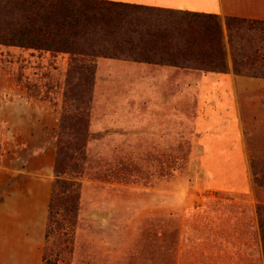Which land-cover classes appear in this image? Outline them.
I'll list each match as a JSON object with an SVG mask.
<instances>
[{
    "label": "rangeland",
    "instance_id": "rangeland-1",
    "mask_svg": "<svg viewBox=\"0 0 264 264\" xmlns=\"http://www.w3.org/2000/svg\"><path fill=\"white\" fill-rule=\"evenodd\" d=\"M248 21L254 23L249 38L264 39V21ZM223 28L226 73H234ZM2 49L0 183L13 191L16 186L5 183L15 178L13 170L52 167L40 190L51 194L55 219L47 227L43 264H264V159L251 156V195L214 191L203 164L196 120L211 107L198 105L185 75L219 73L174 67L171 89L153 86V100L145 90L136 106L135 92L118 88L119 73L101 63L131 59L75 56L74 64L89 65L92 73L86 83L74 74L64 87L61 74L47 69L48 58H17ZM153 60L145 64L173 67ZM253 72L264 73V65ZM110 78L115 83L104 85ZM161 96L173 98L160 104ZM69 144L81 145V154ZM228 157L207 158L216 185L239 184ZM57 182L72 190L57 189Z\"/></svg>",
    "mask_w": 264,
    "mask_h": 264
},
{
    "label": "trees",
    "instance_id": "trees-1",
    "mask_svg": "<svg viewBox=\"0 0 264 264\" xmlns=\"http://www.w3.org/2000/svg\"><path fill=\"white\" fill-rule=\"evenodd\" d=\"M253 24L235 17L226 18L223 24L215 14L111 0H0V48L17 58H48L47 69L53 75L61 74L58 80L64 87L73 84L74 74L79 76L76 81L86 83L92 73L91 66L74 64L75 56L124 58L138 63H150L156 57L160 63L177 68L226 74L223 25L228 31L234 74L264 79V73H252L255 66L264 65L263 37L249 38ZM236 38L241 43L238 47ZM69 146L75 155L81 154V145ZM59 151H63L60 146ZM56 188L66 189L65 193L72 190L60 182ZM259 211L264 212V207ZM53 223L54 216L49 213V229ZM261 228L264 239L262 223Z\"/></svg>",
    "mask_w": 264,
    "mask_h": 264
},
{
    "label": "crops",
    "instance_id": "crops-1",
    "mask_svg": "<svg viewBox=\"0 0 264 264\" xmlns=\"http://www.w3.org/2000/svg\"><path fill=\"white\" fill-rule=\"evenodd\" d=\"M112 1L215 14L221 20L235 17L264 21V0ZM101 63L103 67L119 73V81L116 83L118 88L125 85L127 90L132 89L135 92L133 99L136 106L144 99L141 93L145 90L150 91L148 96L153 100V86H161L158 90L171 89L174 75L179 70L174 67L112 59H105ZM185 77H188L187 82L193 83V91L198 92V105L211 107L205 109L204 114H200L196 120L209 185L217 192H225L224 188H230L233 193L251 195L254 189L250 173L251 156L264 159V79L241 77L232 71L199 78L192 75ZM104 80L103 84L106 86L115 83L111 78L108 82ZM172 98L173 96H161L158 100L162 101L160 104H167L165 101H171ZM216 152L228 155L230 163L235 162L238 185L215 184L216 177L210 173L207 158ZM13 171L16 173L13 175L15 178L5 183L8 188L16 186L17 189L3 191L4 182L0 183V264H43L42 254L47 241L51 194L44 197L40 190L48 182L47 178H51L52 167L47 165L39 173L26 171L24 168ZM52 192L53 183H50V193Z\"/></svg>",
    "mask_w": 264,
    "mask_h": 264
}]
</instances>
